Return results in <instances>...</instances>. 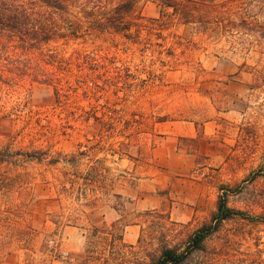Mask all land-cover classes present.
<instances>
[{"label": "rangeland", "instance_id": "obj_1", "mask_svg": "<svg viewBox=\"0 0 264 264\" xmlns=\"http://www.w3.org/2000/svg\"><path fill=\"white\" fill-rule=\"evenodd\" d=\"M136 2L138 40L37 4L61 37H0V264L149 262L221 193L241 214L187 264H264V11L218 29Z\"/></svg>", "mask_w": 264, "mask_h": 264}, {"label": "trees", "instance_id": "obj_2", "mask_svg": "<svg viewBox=\"0 0 264 264\" xmlns=\"http://www.w3.org/2000/svg\"><path fill=\"white\" fill-rule=\"evenodd\" d=\"M114 0H0V37L30 38L33 45L43 40H49L50 36L61 37L58 29L49 27L47 23H37L38 15L32 5H41L66 15L72 22L67 25L66 36H79L81 31L88 33H114L131 40H138L140 31L144 27L143 19L137 13L136 0H121L112 7ZM165 9H172L174 16L189 24H200L205 27L213 26L218 29L235 22L230 19L235 14L241 19V27L250 25L248 19L252 17V9L264 11V3L253 5L238 3L231 0L216 3L214 0H156ZM252 9H249V7ZM75 10V15L71 10ZM250 11V12H249ZM254 23V22H253ZM258 26L260 38L264 40V24ZM253 32V29H246ZM62 32V31H61ZM28 35H31L30 37ZM225 190L222 188L221 191ZM228 205L227 194L221 193L217 200L216 211L209 223L197 228L187 239L183 248L171 246L163 235L160 242V252L149 262L140 264H187L191 257L205 250L207 238L219 230L221 224L240 215Z\"/></svg>", "mask_w": 264, "mask_h": 264}]
</instances>
